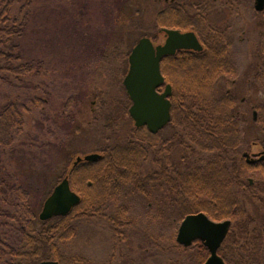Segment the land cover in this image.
I'll return each instance as SVG.
<instances>
[{"label":"trees","instance_id":"16d2710c","mask_svg":"<svg viewBox=\"0 0 264 264\" xmlns=\"http://www.w3.org/2000/svg\"><path fill=\"white\" fill-rule=\"evenodd\" d=\"M30 5L31 0H0V81L16 88L25 87L24 79L39 74L43 69L41 62L24 58L18 44L27 29ZM176 7L177 4H172L160 10L156 27L193 30L203 49L180 50L176 55L161 60L165 82L172 87L171 122H182L184 125L181 137L163 138L161 156L167 154L164 147L171 148L174 143L187 156L195 153L202 155V152L208 156L187 166L182 172H167L161 166V173L144 175L141 160L147 157L149 146L157 141L145 127H141L143 132L137 128L136 136H132V148L128 141L121 153L130 152L131 155L132 152V166L128 162L130 158L121 155L117 159L113 156L116 149L112 148L103 161L87 163L88 174L84 177L80 165L71 168L67 178L71 189L80 196V202L68 214L46 221L36 218L27 190L20 184L6 182L0 176V264H36L44 260H56L59 264H119L116 248L125 239L126 230L136 223V215L140 214L138 216L147 223L167 220L175 212L174 207H177L176 220L202 211L212 220L231 221L218 249L225 264H264V163H248L243 156L244 152L249 153V147H243L241 143L243 118L237 113L240 109H234L237 97L213 94V87L219 78L228 79L235 73L236 67L227 55L230 38L226 32L211 24L201 22L196 25L187 17L178 15ZM258 46L259 52L264 53L262 35ZM254 78L260 81L264 93L263 67L257 70ZM45 102L34 94L24 100L17 94L1 106L0 148H14L24 131L26 114L33 108H41ZM178 106L179 118L175 110ZM254 108L257 115L252 122L264 137V95ZM262 142L264 144V138ZM52 143L63 150V140ZM99 164H104V171ZM98 171L99 174L104 173L102 191L98 190ZM257 171L259 179L251 177L250 183L247 177ZM82 177L84 181H92V184L85 186ZM118 182L132 185V198L140 199L141 211L132 207V217L125 196L121 195L122 200L115 203L118 200H114L115 192H107L109 184ZM152 182L156 187L154 189L150 187ZM148 201L156 206L153 215ZM100 220L109 224L114 244L107 259L98 262L82 250H71V244L81 238L85 225L97 224ZM195 248L197 253L184 255L187 250ZM161 250L180 257L183 255V264L186 260L202 264L208 256L207 248L199 240L190 247H183L177 244L172 234Z\"/></svg>","mask_w":264,"mask_h":264},{"label":"rangeland","instance_id":"374dc122","mask_svg":"<svg viewBox=\"0 0 264 264\" xmlns=\"http://www.w3.org/2000/svg\"><path fill=\"white\" fill-rule=\"evenodd\" d=\"M223 1L31 0L27 29L18 44L23 57L41 62L43 69L25 78V87L16 88L0 81V108L17 94L21 95V100L34 94L46 102L26 114L24 131L14 148H0V176L28 191L36 218L45 199L68 177L71 168L80 165L81 175L88 174L87 163L90 162L72 165L77 157L99 152L105 144H115L117 155L113 156L131 158L130 152L121 154L127 147V139L137 134L126 110L128 100L122 78L128 70L130 51L141 37L148 35L155 45L163 42L164 33L160 25L156 27L157 15L172 4L185 3L191 9L203 2L212 7L215 4L217 12L205 15L207 21L222 32L226 30L221 26L232 24L225 19L229 10L235 11L237 5V10L247 12L243 22L232 24L227 31L230 38L227 55L236 67L235 73L228 79L219 78L213 94L223 96L226 89L235 94L234 109H240L237 113L243 118L242 146L249 147L250 156L264 149V137L252 122L253 111L256 112L254 105L261 102L264 95L260 81L254 78L257 70L264 68V53L259 52L258 46L261 35L264 36V13H254L252 0H233L236 2L222 7L221 17L218 8ZM26 103L29 106L28 101ZM140 131L143 132V128ZM172 132L175 134L176 128L168 126L154 135L157 143L149 146L147 157L141 160L144 175L161 173L163 169L182 172L208 156L203 152L187 156L175 143L171 148L165 146L167 154L161 156V141ZM55 138L57 142L64 141L63 150L52 143L56 142ZM163 159L169 160L168 166ZM128 162L132 165L130 159ZM99 167H103L102 164ZM97 175L98 190L102 191L104 173L98 171ZM251 177L259 179V172L252 173L247 180ZM83 183L89 187L92 181L86 179ZM131 186L119 182L109 184L107 192H115L114 200L118 199L115 203L124 195L132 217V207L140 212L141 203L139 198H132ZM150 187L156 188L153 182ZM148 207L152 209L151 214H155L156 206L148 201ZM176 208L171 218L151 223L136 215V223L126 230L125 239L116 248L119 264H183V255L161 250L171 234L175 240L181 222L176 220ZM96 223L83 227L81 238L71 244V250H82L101 262L111 254L114 237L108 223L104 220ZM197 250H187L184 255L192 256ZM184 264L194 262L186 260Z\"/></svg>","mask_w":264,"mask_h":264},{"label":"water","instance_id":"95a60500","mask_svg":"<svg viewBox=\"0 0 264 264\" xmlns=\"http://www.w3.org/2000/svg\"><path fill=\"white\" fill-rule=\"evenodd\" d=\"M255 9H264V0H255ZM166 39L163 43L154 45L150 38L142 37L133 46L128 56L129 68L123 78V86L132 100L129 115L136 127L146 128L156 133L170 121V100L172 88L166 84L159 92L158 88L164 83L160 62L165 55L173 54L176 50L201 51L202 45L193 31L181 32L177 29H163ZM253 112V119H256ZM246 162L264 163V149L250 156L243 153ZM100 157L97 153L87 154L85 161L95 162ZM77 157L76 161H80ZM251 183L252 180L249 179ZM80 202V196L69 185L67 178H63L45 199L38 215L41 221H46L55 216L66 215ZM228 219L215 221L202 211L189 213L181 220L175 240L177 244L188 247L199 240L208 250L209 255L202 264H225L218 254L223 240L230 228ZM36 264H59L56 260H44Z\"/></svg>","mask_w":264,"mask_h":264},{"label":"flooded vegetation","instance_id":"af4514ba","mask_svg":"<svg viewBox=\"0 0 264 264\" xmlns=\"http://www.w3.org/2000/svg\"><path fill=\"white\" fill-rule=\"evenodd\" d=\"M217 0H213V2H216ZM253 1V10H254V13H264V9L262 11H257L255 9V0H252ZM236 1H233V0H224L223 1V4H220L219 5V8H218V11L220 12V16L222 15V7L226 4V5H231V3H235ZM210 7L212 6H209V4H207V2H203V5L201 4H198L197 6L195 5L194 9H191L190 8V5H187L185 3L183 4H177V7L176 9L180 12L178 13V15L180 14V16H185V18L187 17L188 19L187 20H190L191 22L195 23L196 25L200 24L202 22L205 23V21H207L208 19L206 18V15L205 13H216L217 10H216V6L214 4V6L212 7V9H210ZM236 9L235 11L233 10H229V12L227 13V16L229 17V19L227 18V16L225 17L226 20H229L232 22V24H238L236 22L239 21V23L243 22L244 21V18H246V13L247 12H243L241 9L237 10L238 6L236 5L235 6ZM201 12V14H200ZM182 13V14H181ZM194 15V16H193ZM193 16V17H192ZM192 17V18H191ZM222 17V16H221ZM224 17V16H223ZM179 17H177L178 19ZM233 18V19H232ZM235 21V22H234ZM208 24H210L208 21H207ZM232 24H226L224 26H221V28H224V32L228 33L227 31H229L233 25ZM215 26V25H214ZM216 27V26H215ZM240 27V26H239ZM164 28H171V29H179V28H176V27H161V29H164ZM180 30V29H179ZM182 31V30H181ZM164 33V32H163ZM166 39V34H164V38H163V42L165 41ZM162 42V43H163ZM180 51V50H176L173 54H169V55H165L163 56V58H169L170 56H174L176 55V53ZM162 58V59H163ZM126 74V73H125ZM125 76V75H124ZM123 76V78H124ZM164 76V75H163ZM122 78V80H123ZM167 84V82H165V78H164V83L162 84V87H160L158 89L159 92H161L163 89H164V86ZM126 92V91H125ZM225 94L227 95H230V96H235V94L230 90V89H226L225 90ZM126 97H127V100H128V106H127V111H128V115H129V108L130 106L132 105V100L130 99V97L128 96V94H126ZM169 100H170V97H169ZM171 102V100H170ZM176 110V113H177V117L179 118L180 116V107L178 106V108L175 109ZM130 116V115H129ZM131 118V117H130ZM132 119V118H131ZM171 119H173V108H172V105L170 106V121L160 130H158L156 133H152L150 132L146 126H144L147 131L151 134V135H157L160 131H162L164 128H167L168 126L170 127H175L176 128V132L174 134V132L171 133V135H169L168 137H166V139H169L171 136H180L182 135V129H183V123L182 122H171ZM133 121V120H132ZM133 125L134 127L137 129L138 127L135 126L134 124V121H133ZM143 127V126H141ZM140 127V128H141ZM179 138V137H178ZM129 141L130 144V147L132 148V136H130L128 139H127V142L125 144H127ZM115 144L114 145H108V144H105L103 146V149L99 152H93V153H97L100 155V157L97 159V161H103L104 160V156L106 155V153H109L110 150H112V148H114ZM178 148V147H177ZM130 160H132V152H131V158ZM163 161H167V159H163ZM82 163H87L86 161H82V159L80 161H76V159L73 161V166H77L78 164H82ZM167 163V162H165ZM102 166H104V164H102ZM132 166V165H131ZM103 171H104V168L102 167ZM118 172L116 171V174ZM150 176H152L153 174H149Z\"/></svg>","mask_w":264,"mask_h":264}]
</instances>
